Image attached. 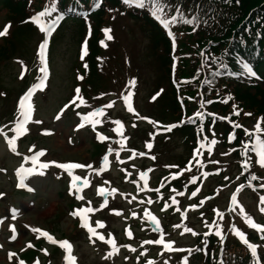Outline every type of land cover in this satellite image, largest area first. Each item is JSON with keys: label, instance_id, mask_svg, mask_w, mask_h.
Here are the masks:
<instances>
[{"label": "rangeland", "instance_id": "obj_1", "mask_svg": "<svg viewBox=\"0 0 264 264\" xmlns=\"http://www.w3.org/2000/svg\"><path fill=\"white\" fill-rule=\"evenodd\" d=\"M18 1L21 0H14L12 4ZM43 2V0H27L24 14L13 15V18H8L6 10H0L2 30L5 25H10L7 34L0 36V52H3L8 42L13 46L8 57L0 59V128L4 129L9 138L15 135L11 129L17 117L20 96L37 82V77L41 75L37 51L38 45L43 41V34L35 24L36 31L24 33L17 39H12V33L22 17L29 21L30 17L40 12L44 7ZM128 12L134 13L106 7L102 24L87 21L81 33L73 25H64L52 40L51 49L48 51L49 80L45 83L44 90L38 89L32 97V120L26 125L29 131L16 141V151L19 155L10 150L4 136L0 135V170L7 172H0V193L3 194L0 196V264H13V262L17 264L21 252L12 259H9V252L15 254L25 239V229L35 228L36 225L43 227L41 230L46 231L57 241L63 239L69 241L73 246L72 254L77 258L76 264H147L149 260L153 261V264H185L172 258L176 254L175 250L190 247L195 242L196 236L192 232L185 231V228H190L195 233L201 231L196 227L197 224L204 225L201 219L197 220L199 213L203 211L201 204L204 203V208L225 204L224 210H226L228 204H231V196L235 191L224 192L226 187L220 184L224 187L220 192L212 194L215 195L214 198L208 201L203 195L200 200L198 199L201 192V186L198 185H190L189 187H193L191 189L184 187L181 189L183 191H168L165 197L160 196L157 190L164 188L169 178L178 175L186 178V181H193L192 178L197 176L203 180L215 165L226 170L227 174L235 175V181L243 185V187L240 185V190L236 194L238 204L235 209L238 214L233 215L235 209L228 208V216L242 225L243 232L248 229L253 230L238 210L243 207L245 215L264 226V213L259 210L264 206L260 203V197L264 196V187H262L264 172L261 170L264 168L256 162L258 157L254 152L249 149L247 153L241 155V145L239 153L236 154L234 149L222 145L217 132H208V140L203 141L205 147L201 148L198 143L196 150L187 151L188 146L182 144L180 137H167L165 136L167 131L160 128L163 127L161 124L157 126L152 123L153 118L167 123L173 118L169 117L168 112L163 113L162 107L153 99L158 71L146 55L147 41L143 33L144 29ZM105 28L111 30L109 33L111 40H108L102 31ZM91 33L98 35L100 50V56L95 64L97 69L95 86L91 85L89 71L84 67L87 55L83 60L80 59L85 41L88 53ZM101 41H104L106 46H103ZM22 72L23 77H21ZM80 76L83 79H78ZM129 81H134V86L130 85ZM76 88L81 90L80 96L86 101L79 107L75 106L79 104V100L74 99ZM251 91L250 97L252 99L255 97L252 100L254 108L244 103L248 110L240 105V107L236 105V108L240 111L239 124L253 131L257 120L264 117V86L261 91L255 89ZM128 92L132 93L131 102L134 109L132 112L128 111L123 99ZM73 100L74 103L70 104L69 102ZM109 103L112 104L110 108L106 107ZM65 104H69V107L60 115V119H56V115ZM94 109H103V115L98 117L101 123L95 125V128L90 123H86L89 125V130H70L75 121L78 122L76 126L81 122L77 113L86 115ZM117 120L122 125L120 133L115 131L117 125L114 122ZM261 127L264 129V120L261 121ZM45 132L50 134H44ZM97 132L108 137L107 140L101 141L102 152L96 147ZM73 134L76 136L74 137ZM261 135L264 136V132ZM211 139H216L218 142L209 152L207 144ZM121 144L124 145L123 149L120 147ZM148 144L152 147L148 148ZM30 148L32 152H29ZM109 148L114 151L109 153ZM38 150H45V155L39 158L42 163L55 161L92 165V169L85 167L72 170L73 175L81 177V181L77 183L80 185L79 195L83 200H77L73 190L75 198L61 201L60 191L64 190V186L66 190L69 188L71 176L55 164H50L44 169V175H33L27 179L29 186L35 184L37 194L18 193L19 190L11 182L12 178L15 179L16 169L24 162V156L32 155ZM133 152L137 155L134 156ZM139 153L144 155H138ZM104 155H108L109 163L104 166L103 171H99ZM246 160L248 166L244 167ZM214 161L216 163H213ZM25 166L30 167L31 162L29 161ZM141 172L147 174L146 189L143 187L144 180L140 178ZM38 176L44 177L36 178ZM239 176H244L243 182L239 180ZM252 176L257 179L252 180ZM84 178L89 181L87 186L83 185ZM246 181L249 182L247 187H245ZM99 188H104L105 193H99ZM112 189L116 191L113 193ZM194 191L196 195L192 196ZM63 195L69 197V193ZM221 197L223 199H220ZM190 198L195 199L192 201ZM173 199L176 201L175 204L172 202ZM191 202L200 208L188 210L180 225L178 213L174 210L179 208L180 211H184L186 206H191ZM11 204L25 208L23 214L18 213L12 220L13 214L7 209ZM67 205L70 207L69 211L65 209ZM88 206L96 209L86 214L90 226L95 228L98 234L104 235L105 240L109 238V233L111 234L118 248L116 253L109 255L111 247L96 236L90 240L87 230L80 226L79 217L70 215L73 210ZM146 213L157 218L159 228L155 223L154 227L149 224ZM97 221L105 226L97 227ZM11 226L15 228V240L11 239L13 235ZM127 231L132 233L131 237L127 235ZM180 234L191 237L181 239ZM36 236L37 234L33 238L32 235L30 236L31 244L36 241ZM161 237L166 243L172 242V250L165 249L163 245L145 243ZM226 241V238L218 239L217 247L221 249ZM47 243L43 240L38 244L39 252L31 251L23 257L29 254L32 257L35 255L38 264H66L64 250L62 252L60 249L50 248ZM141 246L148 249L144 255L140 250ZM199 247H201L199 256L205 258L208 254L207 249L210 248L208 240L204 239ZM151 255H153L152 259ZM25 263L31 264L32 260H26ZM186 264H201V262L193 259Z\"/></svg>", "mask_w": 264, "mask_h": 264}, {"label": "trees", "instance_id": "obj_2", "mask_svg": "<svg viewBox=\"0 0 264 264\" xmlns=\"http://www.w3.org/2000/svg\"><path fill=\"white\" fill-rule=\"evenodd\" d=\"M102 5L92 16V21H100L106 15L105 9L118 8L128 10L131 18L138 21L144 29L146 38V55L153 61L157 71V88L165 84L166 90L160 97V104L164 110L179 111L176 90L170 83L171 68L177 62V71L182 79L193 76L201 71L205 80L212 85L225 89L237 103V105L250 108L253 102L250 96L251 89L260 90L256 81L246 85L239 81L244 73L239 61L247 62L264 81V0H166L167 10L165 15L176 14V8H180L184 18H196L195 24H185L182 21L171 25V31L176 36L177 51L171 49V42L164 27L152 15L153 0H144V6L135 4L125 5L123 0H101ZM12 0H0L1 8L9 9L19 16L24 14L27 0L12 4ZM42 2V1H41ZM95 0H44L43 3L55 4L60 10L71 9L74 5L92 8ZM163 3L164 0H159ZM75 3H78L75 4ZM68 9V10H69ZM76 25L79 33L82 32V22L71 20ZM26 26L15 29L13 37L27 33ZM30 32V31H29ZM90 63L98 55L94 41L91 42ZM9 50H5L4 56ZM212 58H215V62ZM223 61L225 67L220 66ZM201 65L200 68V63ZM213 73H216L213 75ZM221 78V79H220ZM188 97H193V91H185ZM227 94V95H228ZM255 102H257L255 100ZM239 106V107H240ZM218 110L227 112L231 107L215 106ZM258 108V106L256 105ZM247 109V108H246ZM248 110V109H247ZM174 117V115H172ZM184 138V142H192L194 134L191 127H181L176 131Z\"/></svg>", "mask_w": 264, "mask_h": 264}, {"label": "snow or ice", "instance_id": "obj_3", "mask_svg": "<svg viewBox=\"0 0 264 264\" xmlns=\"http://www.w3.org/2000/svg\"><path fill=\"white\" fill-rule=\"evenodd\" d=\"M238 2V0H237ZM123 3L125 5H129V4H135L138 7H143L144 6V0H123ZM99 5L97 4V7ZM56 5L53 4L51 8L49 7H45L42 11L36 13L35 15H33L32 17H30V20L33 24L37 25L39 28V31L41 33L44 34V39L43 41L40 43L39 47H38V51H37V59L39 62V72L41 73L40 76L37 77V82L33 83L19 98L18 100V106H17V117L15 119L14 122V127L11 129L12 132L15 133V135L11 136V138H9L8 134L4 131L3 128H0V135L4 136V139L6 140L10 150L13 153H16L17 155H19V153H17L16 151V141L17 139L26 134L29 129L26 128V125L32 120V114H33V104H32V97L33 94L39 89V90H44L45 87V81L48 78V67H47V61H46V49L48 47V38L51 36L52 32L55 30V27L57 25V23L63 19V16H57L55 17V19H45L46 17H50L51 16V12L55 10ZM167 2L166 0H164L163 3L159 2V0H153V10H152V15L155 17L156 20H158L160 22V24L165 28L168 29V36L172 38L173 43L175 42V37H174V33L171 31V25H174L178 22H183L185 24H195L196 22V18L193 17L191 19H187L184 18L180 8H176V14L174 15H170V16H166V10H167ZM10 27V25H5L4 29L2 31H0V36H4L7 34L8 28ZM104 35L107 37L108 40H111L112 37L111 35H109L110 33V29H103L102 30ZM103 46L104 45V41L100 42ZM87 55V42L85 41L83 46H82V51H81V56L80 59L83 60L84 57ZM213 61L215 62V58H212ZM22 64V62H21ZM220 66L221 67H225V65L223 64V61H220ZM23 67V64H22ZM85 68H87V65H84ZM244 70L246 72V74L250 77H255L257 74L256 72L247 64H244ZM216 73H213V75H215ZM21 77H23V72L21 73ZM78 79H83L82 76L78 77ZM134 81H129L130 85L134 86ZM80 89L76 88L75 89V98L74 99H78L79 100V104H76V107H79L80 105H84L86 103V101L83 99L82 96H80ZM131 97H132V93L128 92L127 95H125L123 97L124 102L127 106V109L129 112L134 111L133 106H132V102H131ZM153 99H155V97H153ZM231 99V97L229 96L227 99H225L223 102L227 103L228 100ZM211 101H209L210 103ZM74 103L73 101L69 102ZM69 107V104H65L63 106V108H61L60 113H58L56 115V119H60V115L65 111V109H67ZM106 107H112V104L109 103ZM233 114L235 115H239V110H237L236 106L233 105ZM78 116H80V124L78 125V127H83L86 123H90L93 128H95V125L101 123V121L98 119V117L103 115V109H94L90 112H88L86 115H81L80 113H77ZM196 115L200 118L201 121H203L204 119V115L203 113L197 111ZM211 115V114H210ZM245 115H250L249 113H245ZM220 119L224 120V119H229L228 117H220ZM264 120V117L259 118L257 120V123L254 127L253 131H250L247 128H243V132L244 135L246 137H248L247 141H242V151H241V155H244L245 153H247L249 151V149L254 152L256 154V157H258L257 159V163L264 168V136L261 135L262 132H264V129H262L261 127V121ZM35 123H41V121H35ZM117 127L115 129V131L117 133L121 132L122 129V125L121 122L119 120L114 122ZM152 123H155L154 121H152ZM176 124H172V125H166L165 130L166 131H171L172 128L176 127ZM242 125H239L238 123H233V128H242ZM202 130V129H201ZM44 134H50L48 132H45ZM97 138L100 141H104L107 140L108 137L104 136V135H97ZM236 138L235 134H230L228 136V140L232 141ZM204 140H208L207 137L204 138ZM218 141L216 139H211L210 141H208L207 144V148L208 151L211 152L212 151V146L215 145ZM206 145L204 144L203 141L200 142V147L203 148ZM35 146H33L34 148ZM121 149H123L124 145L121 144L120 145ZM148 148H151L152 145L148 144L147 145ZM112 151H114V149L109 148L108 152L111 153ZM198 151V150H197ZM29 152H32V148L29 149ZM227 154V153H226ZM45 155V150H38L36 152H34V154L32 155H26L23 158V163L20 165L19 168L16 169V176L18 177L19 183L17 184V187L19 188H25L27 187L25 181L28 179V177L33 176V175H44V169H47L50 164H55L56 167L60 168V169H64L68 172L69 176H71V182L69 185V193L73 194V190H75V196L77 200H83V197L81 195H79L80 193V185L77 183L78 181H81V177L79 175H73L72 174V170L73 169H82L87 167L88 169H92V165H82L79 163H72V162H66V163H57L55 161H50V162H40V157H43ZM118 152H117V156H118ZM133 155H137V153L133 152ZM138 155L143 156L144 153H139ZM31 162V166L30 167H26L25 164H27L28 162ZM109 163V158L108 155H104L102 158V166L99 169V171H103L104 170V166H107ZM213 163H216L215 161ZM248 166V162L247 160L245 161L244 167ZM205 175H207V173H205ZM140 178L142 180H144V185L143 187L146 189L148 187V183H147V174L144 172L140 173ZM193 181H195V177L192 178ZM252 180L257 179V177L252 176L251 177ZM89 183V181L87 180V178L83 179V185L87 186ZM241 187H243V185H241ZM262 187H264V185H262ZM29 191H31V188H28ZM99 193L103 194L105 193V189L104 188H99L98 189ZM116 190L112 189V192L114 193ZM158 191V190H157ZM173 191H175V189H173ZM179 195H183V193H178ZM3 194L0 193V196H2ZM196 192H192V196H195ZM173 204L176 203L175 199H173ZM105 205L107 204V201L105 200ZM148 203H151V201H148ZM201 203H203L201 201ZM260 203L261 205H264V196L260 197ZM238 204L237 201V195L234 193L231 196V206H236ZM193 207H195V205H193ZM260 212L264 213V206L260 207ZM96 211V209H94L91 206L88 207H79L75 210H73L70 215H72L73 217H79L80 220V226L84 229L87 230V232L89 233V239L91 240L93 236H96L100 241H105V243L107 245H109L111 247V252L109 253V255H112L114 253H116L118 251L117 245H116V241L111 238V234L109 233V238L107 240H105V236L104 235H100L96 232L95 228H93L92 226H90L89 221H88V217H87V213H92ZM240 214L244 215V219L245 222L247 223V225L255 230H257L258 232L262 233L261 239H264V226H261L260 224L255 223L252 218L250 216H247L244 214V209L243 207L239 208ZM218 215H223L222 213H217ZM117 215H119V213H117ZM133 215H135V213H133ZM147 218L149 221H152L153 223L156 224L157 228H159V223L157 221V218L154 215H151L150 213H146ZM15 218V211H13V219ZM96 226L99 228H103L105 225L100 222L97 221L96 222ZM216 227V231H215V235L218 237H221V240L223 239L222 237V233L220 230V226L217 224L215 225ZM33 232L35 233H39L40 236L45 237L50 243L52 244H59V246L65 251V256H64V261L66 262V264H76L77 258L72 254L73 252V246L71 245V243L67 240H63V241H57L55 240L51 235H49L46 231H42L38 228H32L31 229ZM11 231L13 233L11 239L15 240L16 239V234H15V228L14 226H11ZM185 231L187 232H192L193 235H196L195 232L192 231V229L190 228H185ZM233 232L234 234L240 239V241L242 243H244L247 246V249L250 251L252 257H257V253H258V249H257V245L250 243L248 241V239L246 238L245 234L241 231H239L238 229H236L235 227H233ZM127 235L129 237L132 236V233L130 231H127ZM145 243H155L157 245H163L165 249L167 250H172V242H165V240L161 237L160 239H157L155 241H145ZM28 247H32L31 244L28 245ZM125 247H129L128 245H125ZM132 251H135V249H131ZM47 254V253H45ZM14 256L13 253H9V259H12ZM19 264H25V262L23 260L19 261ZM38 264V262H37ZM147 264H153V261L149 260L147 262ZM185 264H186V258H185ZM221 264H223V262H221ZM257 264H259V262L257 261Z\"/></svg>", "mask_w": 264, "mask_h": 264}]
</instances>
